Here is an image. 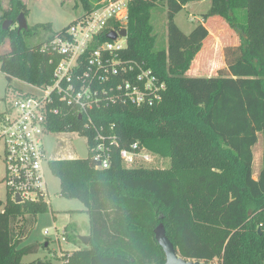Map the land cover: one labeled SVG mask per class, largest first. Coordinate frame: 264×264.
Wrapping results in <instances>:
<instances>
[{"label":"trees","instance_id":"trees-1","mask_svg":"<svg viewBox=\"0 0 264 264\" xmlns=\"http://www.w3.org/2000/svg\"><path fill=\"white\" fill-rule=\"evenodd\" d=\"M76 1L87 14L99 0ZM194 1L201 0L130 4L122 57L144 63L165 88L153 107L118 104L93 112L96 126L115 138L104 142L109 168L101 169L94 158V132L83 122L67 117L53 125L54 133L84 130L89 138L88 158L49 162L60 195L82 202L90 219L88 248L72 251L67 264H164L155 239L160 225L187 261L264 264V149L262 170L253 178V148L259 134L264 138V0H211L204 21L222 17L241 34L240 45L226 49L227 67L217 77L187 75L210 36L205 22L189 35L175 23ZM159 7L167 10L166 46L153 22ZM22 13L29 14L24 0H8L0 16V71L9 82L49 84L58 60L45 46L56 32L48 24L18 32ZM6 21H13L7 30ZM41 30L48 37L40 38ZM136 143L168 159L169 168L126 167L120 151ZM7 193L0 201V264H20L23 256L38 253V245L22 246L49 204L42 199L17 204ZM64 232L75 244L72 228Z\"/></svg>","mask_w":264,"mask_h":264},{"label":"built area","instance_id":"built-area-1","mask_svg":"<svg viewBox=\"0 0 264 264\" xmlns=\"http://www.w3.org/2000/svg\"><path fill=\"white\" fill-rule=\"evenodd\" d=\"M133 1L99 0L91 12L56 32L53 41L45 46L58 60L51 82L28 84L37 93L20 98L14 111L1 119L5 181L15 202L19 196V204L41 199L48 203L44 140L54 134L52 128L58 119L77 118L85 130L94 132V158L101 169H107L110 150L104 142L115 138L96 126L93 112L118 104L153 107L162 101L165 86L154 72L144 63L122 57L128 36L122 37L120 32L127 30ZM111 33L117 34L115 40L108 38ZM83 131L73 132L86 137L88 145L89 138ZM120 158L128 168L151 165L156 159L139 149L137 143L132 149H122ZM44 234L48 235V231Z\"/></svg>","mask_w":264,"mask_h":264},{"label":"rangeland","instance_id":"rangeland-1","mask_svg":"<svg viewBox=\"0 0 264 264\" xmlns=\"http://www.w3.org/2000/svg\"><path fill=\"white\" fill-rule=\"evenodd\" d=\"M27 3L29 14L26 17L29 27L50 25L52 32H58L70 26L85 12L76 0H24ZM8 5V0H0V16ZM211 0L190 2L176 16L175 23L182 32L189 35L194 28L204 21L203 16L210 10ZM153 11V22L156 19L157 32L166 46L167 41V10L159 7ZM163 10V11H162ZM162 11V12H161ZM240 18L244 12L236 13ZM17 24V23H16ZM18 25V24H17ZM210 36L204 42L200 54L195 58L187 75L191 77H217L219 71L227 67L225 51L228 47H237L241 43L240 31L233 28L222 17H212L205 22ZM18 27V26H17ZM51 32V33H52ZM40 38L48 37L44 30L40 31ZM39 43L40 39L37 38ZM2 50H0V53ZM10 84V85H9ZM37 93L30 85L14 79L9 82L6 75L0 71V113L14 111V104L25 95ZM258 143L254 153L264 149V138L258 135ZM44 147L46 162L44 165L46 182L48 186V211L37 216L34 230L23 243L22 247L38 245V253L25 255L20 264H65L67 255L74 250L87 249L88 245L82 242L81 237L90 235V219L85 205L77 199H67L60 195V181L49 167V162L64 159L88 158L87 139L75 132L49 134L45 137ZM3 144L0 141V201L8 198L5 181V163L3 157ZM160 169L169 168V160L156 157L151 164ZM70 226L76 235L75 244L65 239V227ZM48 231V235L44 232ZM59 235V237L57 236ZM48 243V246L46 244ZM214 264H218L215 262Z\"/></svg>","mask_w":264,"mask_h":264},{"label":"water","instance_id":"water-1","mask_svg":"<svg viewBox=\"0 0 264 264\" xmlns=\"http://www.w3.org/2000/svg\"><path fill=\"white\" fill-rule=\"evenodd\" d=\"M16 23L18 24L17 25L18 26V32H22V31L27 30L29 28V26L27 24L26 16L23 13L17 18ZM12 25H13V21H6L3 24V28L5 30H7ZM120 35L122 37H127L128 36V31L126 29L122 30L120 32ZM108 38L111 39V40H115L117 38V34L116 33H111L108 36ZM16 203L17 204L21 203V198L19 196L16 197ZM23 210L24 209H22V211ZM259 232H260V229H259ZM155 239H156V241L158 242L159 246L162 248V250H163V252L165 254L166 262L164 264H206V263H201V262L187 261V260L181 258L178 255L177 250L175 249L173 243L167 237L166 230H165L163 225H160L155 230ZM81 240H82L83 243L88 245L90 243V236L81 237ZM46 246H48V245L46 244Z\"/></svg>","mask_w":264,"mask_h":264},{"label":"crops","instance_id":"crops-1","mask_svg":"<svg viewBox=\"0 0 264 264\" xmlns=\"http://www.w3.org/2000/svg\"><path fill=\"white\" fill-rule=\"evenodd\" d=\"M204 46V44H203ZM254 150V148H253ZM253 156H254V160H253V178L255 180L258 179L259 174L262 170L263 167V151L262 150H258L256 153H254L253 151ZM75 251V250H74Z\"/></svg>","mask_w":264,"mask_h":264}]
</instances>
